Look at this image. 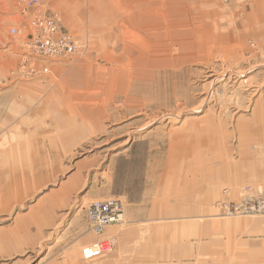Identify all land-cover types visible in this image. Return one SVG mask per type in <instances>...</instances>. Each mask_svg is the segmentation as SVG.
<instances>
[{
  "label": "rangeland",
  "instance_id": "1",
  "mask_svg": "<svg viewBox=\"0 0 264 264\" xmlns=\"http://www.w3.org/2000/svg\"><path fill=\"white\" fill-rule=\"evenodd\" d=\"M263 226L264 0H0V264H264Z\"/></svg>",
  "mask_w": 264,
  "mask_h": 264
},
{
  "label": "built area",
  "instance_id": "2",
  "mask_svg": "<svg viewBox=\"0 0 264 264\" xmlns=\"http://www.w3.org/2000/svg\"><path fill=\"white\" fill-rule=\"evenodd\" d=\"M32 25L36 26V30L33 28V36H30V41L34 38H38L37 45L38 48L42 47V43H46L49 45L48 39L55 38L58 42H60L63 38H59V31L55 27L54 21L52 22V26L49 23H43V19H38L37 21L33 22ZM46 28L44 31L43 29ZM32 34V32H31ZM42 40V42H41ZM35 48H37L35 45H33ZM73 51V47L71 48L70 52ZM37 58H42V52L43 51H34ZM64 55V54H63ZM35 56V57H36ZM33 66V65H32ZM33 69V68H30ZM122 212L120 209V206L117 201H109V202H103V203H93L89 206L86 216L89 223L104 225L108 223L110 220H113L114 218L121 216ZM97 231H100L98 229ZM110 249L111 243L109 241L100 242L98 246H94L90 250H84L82 252V259L86 262H90L96 258L102 257L106 254V252Z\"/></svg>",
  "mask_w": 264,
  "mask_h": 264
},
{
  "label": "bare ground",
  "instance_id": "3",
  "mask_svg": "<svg viewBox=\"0 0 264 264\" xmlns=\"http://www.w3.org/2000/svg\"><path fill=\"white\" fill-rule=\"evenodd\" d=\"M126 2V0H125ZM132 2V1H131ZM138 2V1H137ZM144 3H145V0H144ZM155 3V2H154ZM153 3V4H154ZM167 3V2H166ZM152 5V4H150ZM202 5V4H201ZM145 6V5H144ZM153 6V5H152ZM155 6V5H154ZM197 6V5H196ZM195 8V7H194ZM127 9V8H126ZM122 10V9H121ZM155 10L154 7H149L148 8V13L149 15L146 16L143 21H146L147 23H149L148 25H156L157 24V21L159 19V17H157V15H154L152 14V12ZM163 10V9H162ZM191 11V10H190ZM115 13V12H114ZM159 13V12H158ZM190 13V12H189ZM120 14V13H119ZM117 15V14H116ZM192 15V14H191ZM138 17V16H137ZM161 17V16H160ZM113 20V19H112ZM111 20V21H112ZM181 20V18H180ZM185 20V19H184ZM53 21H56L54 18H51V19H44L43 20V23H49L50 25L52 24ZM131 21V20H130ZM141 21V22H143ZM185 22V21H183ZM133 23V22H132ZM137 23V22H136ZM182 23V22H181ZM138 24V23H137ZM136 24V26H137ZM178 24V23H177ZM183 24V23H182ZM171 25V24H170ZM174 25V24H173ZM52 26V25H51ZM157 26V25H156ZM56 27V26H55ZM143 27V26H142ZM153 29V28H152ZM44 31L46 30V28L43 29ZM139 30V29H138ZM143 30V29H142ZM146 30V29H145ZM166 30V29H165ZM144 31V30H143ZM150 31V30H149ZM132 32V31H131ZM142 32V31H141ZM11 33L13 34L14 33V30L11 31ZM32 35V34H31ZM33 36V35H32ZM62 40L60 42L57 41V39L55 38H51V39H48L49 41V45H47L45 42L42 43V47L41 48H38V45H37V40L38 38H33L30 42H27V45L29 47V50L34 54V56H36L35 54V50H38V51H43L41 54H42V58L41 59H54V58H63V57H66V56H72L75 54V51L77 50V45L74 43L76 42L70 35H65V33H60L59 32V38L62 37ZM159 36L158 33H152L151 36L149 37L150 39L155 40L157 39ZM165 36V35H164ZM140 38V37H139ZM127 40V39H126ZM129 41V40H128ZM157 41V40H156ZM172 41V40H171ZM42 42V40H41ZM147 42V41H146ZM149 43V42H148ZM173 44V43H172ZM33 45H35L37 48H35ZM159 46V45H158ZM73 47V51L70 52L71 48ZM130 47V46H129ZM148 48H149V51L152 50V46L148 45ZM156 50V49H155ZM154 50V51H155ZM159 50V49H158ZM137 51V50H136ZM78 52V51H77ZM159 52V51H158ZM157 52V53H158ZM156 53V54H157ZM64 54V55H63ZM135 54V53H134ZM133 54V55H134ZM137 54V53H136ZM153 54V53H152ZM151 54V55H152ZM132 56V55H131ZM130 56V57H131ZM141 56V55H140ZM37 57V56H36ZM141 58V57H140ZM143 59V58H142ZM140 61V60H139ZM155 62V61H154ZM42 72L45 74V73H48V70L46 68H44L42 70ZM109 201H113V200H108V201H102V202H99V203H103V202H109ZM94 203H97V202H94ZM93 204V203H92ZM91 204V205H92ZM90 206V205H89ZM89 208V207H88ZM88 210V209H87ZM87 213V211H86ZM87 218V216H86ZM122 218L123 216H118L116 218H114L113 220H110L108 223L104 224V225H99V224H94V223H89L90 225V228L91 230L93 231L94 234L96 235H101L103 233V231L105 230V228H107L108 226L110 225H113V224H118V223H121L122 222ZM88 221V220H87ZM98 229H100V231H97ZM100 242H105L104 240H101V241H98L97 243H95L92 247H87V248H84L81 250V259H82V252L84 250H90L91 248H93L94 246H98ZM107 249H108V246H107ZM106 249V250H107ZM97 259V258H96ZM83 260V259H82ZM95 260V259H94ZM84 261V260H83ZM93 261V260H92ZM87 262V261H86Z\"/></svg>",
  "mask_w": 264,
  "mask_h": 264
},
{
  "label": "crops",
  "instance_id": "4",
  "mask_svg": "<svg viewBox=\"0 0 264 264\" xmlns=\"http://www.w3.org/2000/svg\"><path fill=\"white\" fill-rule=\"evenodd\" d=\"M263 229H264V226H263ZM111 253V252H110ZM110 253L106 254L105 256L107 257L108 255H110Z\"/></svg>",
  "mask_w": 264,
  "mask_h": 264
}]
</instances>
